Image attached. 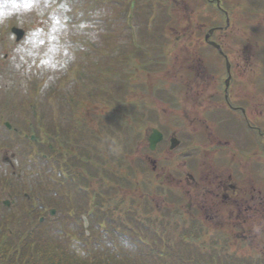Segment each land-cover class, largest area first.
I'll use <instances>...</instances> for the list:
<instances>
[{
    "label": "rangeland",
    "instance_id": "374dc122",
    "mask_svg": "<svg viewBox=\"0 0 264 264\" xmlns=\"http://www.w3.org/2000/svg\"><path fill=\"white\" fill-rule=\"evenodd\" d=\"M255 1L257 4L264 5V0ZM44 2L45 0H39L41 8H43V15H37L34 11L19 18L13 16L0 24V42L5 44L8 41L9 44L10 42L13 44L7 45V48L4 49L2 43H0V59L5 54V57L2 58L3 62L0 64V104L4 105L7 101H10V95H12V98L14 96V99H18L21 94L16 95L15 93H24L25 87L31 85V91L25 95V99L29 102L35 101L34 103H37V105L30 104V109H37L38 105L41 104L45 105L40 106L44 116H40L39 119L36 118L37 116H31L28 120L29 123L27 124L30 125V132H27L23 125V131L34 136L31 142L27 139L28 137L26 138L27 141L24 136L17 138L16 134H13V137L17 138L16 142H19L14 144L12 149L15 153L12 162L15 171L19 172V178L13 177L12 196L10 198H13V202L6 212H3L4 215L0 218V227L4 229L9 226L19 227L17 232L21 235L28 233L35 235L42 232V235L46 236L47 233H50L60 245L75 248L78 254H82L81 251L83 250L93 249L95 247L93 244L102 248L103 241L101 237L104 233H102L101 228L104 225L93 223V221L91 224L88 220L86 230L88 234L91 231L93 238L83 240L84 226L82 221L73 218L74 214L78 215L82 210H74L71 204V194L67 193L64 188L56 190L52 182L55 178H58L60 168L52 163L47 173L40 176L35 173V165L38 166L36 160L39 161V158L44 154L43 147H47V144H55V138L52 136L54 135L56 116L60 112L58 106L64 112L68 106H74L77 100L79 102L77 113L79 116L77 117L83 118L86 108L88 110H102L103 112L104 108H110L104 105L105 101L102 100V94L106 95L108 92V97L113 99H116L115 96L119 94H124L125 99H131L132 93H134L136 97H140V99L142 97V101L146 100L145 98L149 101L151 99L152 103L147 101L146 105L157 110V116L153 120L155 124H150L156 125L160 122L161 116L163 121H171L172 116L180 114V112L177 108L170 106L169 101L172 100L170 93L180 95V91L177 89L183 83L184 75L179 68L182 61L185 63L184 57H186V50L182 47V44L185 46V42L182 41L184 36H180V40L176 43L175 36L177 34L197 35L199 33L197 20L207 25L209 22L212 23L211 21L216 18V14L214 11L207 9L206 6L203 7L204 9L202 7L201 9L195 8L193 12L182 9H180V12H172L170 7L165 6V0H47V8H44ZM130 2H133V4ZM62 4H66L70 10L61 7ZM129 11L132 13V22L136 29L134 33L125 26L124 15L126 13L128 15ZM50 14L60 20V23L55 25V31H52L53 24ZM178 14H188L190 26H186L185 22H172L173 16L175 17ZM199 15H205V19L198 18ZM239 18L237 16L236 19L239 20ZM246 19L250 23L249 26L246 24ZM263 19L264 10L256 13L253 11L252 16H245L240 21L243 25L239 27L236 26L235 17L233 18V22H235L233 28L234 30L240 28L238 32L240 35L248 38L252 30L251 45L253 49L250 45L249 50L254 53L264 45V37H262L261 32L263 28L260 26L264 23ZM83 22H88L90 27L81 30L79 25ZM167 22L169 23L167 24ZM158 24L163 25V30L169 36L164 38L162 43L153 41V38H151V34L153 37V32L157 30L154 27ZM170 25L176 29L175 32L170 29ZM11 26H17L25 30L24 38L17 43L14 42L13 36L9 32ZM37 27L44 30L41 38H46L45 43L29 48L32 54L24 62H21V67L18 70L13 66V49L18 44L23 43L30 30ZM229 32L231 33V28ZM93 33L98 37L95 40L92 38ZM127 33L129 35L130 33L132 35L137 34L135 44L131 42ZM51 37H54V39H47ZM191 44L198 45L199 43H189L188 45L191 47ZM71 57H74V59H70ZM41 59L48 60L50 64H56V67L51 68L50 65H42L40 63ZM64 60L70 61L66 69L61 68V62ZM261 72L262 70L256 71V75ZM263 75L258 76V79L263 78ZM249 77L250 82L251 75ZM45 83H47V87H44ZM2 85H7V88H2ZM104 90L107 92H104ZM148 91L151 95L148 94ZM87 96L92 97L87 98ZM113 104H110V106ZM115 106H118V104H114L111 108L118 109ZM20 113L23 114V112ZM154 114H156V111H153ZM2 120L4 121V118H0V122ZM68 122H64V124ZM13 124H15V121ZM98 124L95 117L92 122L93 130L97 128ZM188 124L187 121L169 123L170 127L176 130L189 129ZM116 125V123L109 125L113 134L107 141L103 142V148L108 156H110L111 151L115 152L112 155L113 161H115V158L124 157L125 164L122 174H125V179L121 181L124 186L119 187L118 183L114 182L116 180L105 175L104 179L109 180V184L113 185L114 189H118V192L116 191L118 200L123 201L122 208L119 209V205H116L117 211L112 214L113 217L117 218L116 220L123 225V229L128 233L130 232L138 241L137 244L130 246L124 243V239L120 241L123 252L133 254V258L128 262L131 264L132 261L135 264H202L203 259L209 258V253L215 251L216 248L220 253V256H218L220 263L223 262L224 258H227L225 257L226 253L231 257L235 256V259L236 257H243L240 259H244L246 256L253 255V251L241 245V241L236 242L234 236L231 238V244H226L216 242L217 239H222L220 235L214 236L206 233L188 235L183 232V228L178 229L168 226L164 220H161L158 224V231L153 228V224H147L146 218L148 216V218H152L156 213L153 214V211L150 213V210L145 213L143 211L145 205H142L140 209L138 207L136 209L135 200L137 198L136 194L138 195L137 192L143 189L146 190L149 186L144 184L146 173L143 174V170L149 169L150 166L148 163L144 166L140 162L141 172H135L137 160L133 135L127 127H118L119 125H117L116 129ZM19 126L22 127L20 122ZM103 131L101 129V132ZM142 137L141 141L143 143L145 138L143 135ZM182 138L184 142L191 140L189 136L183 134ZM121 145L124 152L121 151ZM142 149L144 151V147ZM45 154L46 158L50 159L48 162H52L51 158L54 156V152L46 150ZM93 158L98 159L96 154L93 155ZM111 165L112 162L110 161L109 166ZM93 167L91 164L90 168ZM113 168H115V165H113ZM80 169V172L84 173V177H88L90 170L88 169L87 172L85 166H81ZM99 175V171L96 170V183L102 182L98 179ZM7 176L8 171H5L0 178V186L3 188L5 187L4 178ZM112 176L115 177L113 174ZM150 180L151 183L155 182L153 176ZM2 197L3 195L0 192V199ZM105 204L108 205L109 202H105ZM152 206L154 209L160 206L159 198ZM51 208L55 209L53 215L48 214V210ZM3 210L0 206V213ZM125 211H129V213L127 212V215L123 214ZM122 214L123 216H121ZM37 216L44 217L38 222ZM19 219L20 224H15V222H18L16 220ZM155 222L157 221L155 220ZM208 238L213 240L208 242L211 240H207ZM122 243H124V246ZM112 245L119 246L114 240ZM201 246L205 247V251L201 249ZM147 247L157 252L156 254L153 252L155 256H140L139 248L147 249ZM207 247H209V250H207ZM251 263L235 261L232 264Z\"/></svg>",
    "mask_w": 264,
    "mask_h": 264
},
{
    "label": "flooded vegetation",
    "instance_id": "af4514ba",
    "mask_svg": "<svg viewBox=\"0 0 264 264\" xmlns=\"http://www.w3.org/2000/svg\"><path fill=\"white\" fill-rule=\"evenodd\" d=\"M164 4L172 12H180V9L193 12L195 8L206 6L220 14L223 12L227 22L226 10H231V35L214 37L215 30H226L225 27L214 25L209 33L204 29L205 23L197 20V35L175 36V43L184 36L185 46L182 44V47L186 50L185 63L179 68L185 75L180 84L181 99L173 101L180 114L172 116L171 121L160 120L161 139L153 150L146 144V151L142 153V143L136 144L135 171L140 172V162L147 160L150 163L151 178L153 176L155 181L151 184L152 193L159 198L169 216L183 218V223L191 230L222 236L218 242L231 244L234 236L236 242L241 241V245L257 250L263 258L264 83L254 81L262 75V72L257 75L255 72L258 56L264 58V45L257 50L259 55L255 54L249 50L252 37H243L238 34L239 28H233L234 17L238 26L245 16L248 17V11L251 14L259 7L235 0H165ZM198 18L205 19V15ZM171 21L190 26L188 14L175 15ZM260 26L264 37V23ZM170 29L176 31L171 25ZM189 43L199 44L190 47ZM3 57L5 55L0 64ZM25 112L23 109V117ZM0 116L5 117L6 122L19 119L11 105L1 109ZM63 119H69V122L63 124ZM176 121H187L190 128L176 130L170 127L169 123ZM78 127L74 114L64 117L61 112L58 115L55 154L61 159L63 151H67L66 144L70 143V151H73L70 161L75 168L77 164L72 162H77V153L73 146L78 138L68 140L63 134H73ZM134 130L137 136L141 135L140 127L135 126ZM146 132L147 139L153 133L152 128ZM182 134L191 140L184 142ZM12 146L13 138L4 122L0 125V178L7 170L13 174ZM89 162L87 155V167ZM88 184L91 188L92 174Z\"/></svg>",
    "mask_w": 264,
    "mask_h": 264
},
{
    "label": "trees",
    "instance_id": "16d2710c",
    "mask_svg": "<svg viewBox=\"0 0 264 264\" xmlns=\"http://www.w3.org/2000/svg\"><path fill=\"white\" fill-rule=\"evenodd\" d=\"M109 236L116 240L117 237L124 239L122 235L115 233ZM28 237V240H24L22 244L19 238L14 241L7 237L0 241V264H131L128 261L133 257L132 253L113 248L110 244L104 246L103 249L95 245L96 250H83L82 254H78L75 248L60 247L54 242V237L50 233L44 236L42 232H39ZM103 238L109 240L105 236ZM123 241L129 246L130 242L126 239ZM130 244L132 245V242ZM141 253L147 257L156 254L152 250L149 252L145 250ZM213 263L214 261L211 262ZM132 264H135L134 261Z\"/></svg>",
    "mask_w": 264,
    "mask_h": 264
},
{
    "label": "clouds",
    "instance_id": "9594fccd",
    "mask_svg": "<svg viewBox=\"0 0 264 264\" xmlns=\"http://www.w3.org/2000/svg\"><path fill=\"white\" fill-rule=\"evenodd\" d=\"M47 7H48L47 0H45L44 8ZM61 7L68 9V6L66 4H62ZM34 11L36 12L37 15H43V8H41L39 0H0V24H3L5 21L12 18L13 16L19 18L25 15H29ZM50 18L53 24L52 31H55V25L59 24L60 20L55 16H51V14H50ZM88 27H90V24L88 22H83L79 25V28L81 30L87 29ZM43 31L44 30L39 27L30 30L29 34L25 37L23 43L18 44L17 47L13 49V53H14L13 66L16 69L19 70L21 67V62H24L26 58L32 54L29 51V48H34L39 45H43L45 43L46 38H41ZM92 38L95 40L98 37L95 35V33H93ZM47 39L51 40L54 39V37ZM49 51H51V49H49ZM70 59H74V57H71ZM69 62H70L69 60L62 61L61 68L66 69L67 64ZM40 63L46 66L50 65L51 68L56 67V64H50V62L46 59H41ZM44 87H47V83H45Z\"/></svg>",
    "mask_w": 264,
    "mask_h": 264
},
{
    "label": "water",
    "instance_id": "95a60500",
    "mask_svg": "<svg viewBox=\"0 0 264 264\" xmlns=\"http://www.w3.org/2000/svg\"><path fill=\"white\" fill-rule=\"evenodd\" d=\"M19 32H17V34H18ZM51 212L53 213V210H51Z\"/></svg>",
    "mask_w": 264,
    "mask_h": 264
}]
</instances>
